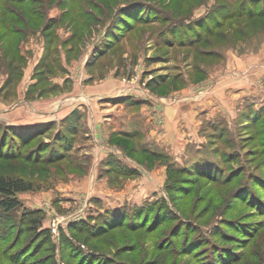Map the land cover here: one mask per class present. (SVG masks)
I'll return each mask as SVG.
<instances>
[{"label": "rangeland", "instance_id": "obj_1", "mask_svg": "<svg viewBox=\"0 0 264 264\" xmlns=\"http://www.w3.org/2000/svg\"><path fill=\"white\" fill-rule=\"evenodd\" d=\"M262 2L0 0V264H264Z\"/></svg>", "mask_w": 264, "mask_h": 264}, {"label": "trees", "instance_id": "obj_2", "mask_svg": "<svg viewBox=\"0 0 264 264\" xmlns=\"http://www.w3.org/2000/svg\"><path fill=\"white\" fill-rule=\"evenodd\" d=\"M132 3V1H130ZM248 4L253 5L254 3L252 1H247ZM259 2H257L258 4ZM129 4V3H128ZM138 4V3H136ZM262 4L264 5V2H262ZM244 5H240V7L238 8V10L236 11H232V12H226V14L224 16H226L225 18L228 17V19H234V17H238V18H242L243 16H247V17H256V16H263L264 17V8H260L259 10H255L254 8H252V6H248V8H244ZM237 12V13H236ZM237 14L234 15L233 14ZM132 19H136L135 16L133 17L130 16ZM225 19L221 18L220 24L223 23V21ZM11 28V27H10ZM9 28V29H10ZM16 29L14 28V30H12V33L15 34ZM75 110H73L72 112H70L68 115H65L60 121H61V125L58 128V132L57 134H55L57 136V139L59 138L58 135L62 136V137H66L67 134H69L70 132H75L77 129V118L78 116H74ZM74 116V117H73ZM52 126H54V122L48 121L45 123V125H38V126H24L25 128L21 129V128H12V126L10 127V129L7 130H11V134H15L19 137V133L21 132V135H26L28 132L30 133L26 138H24V142H22L24 144H26L29 140H31L32 138L36 137V136H40L42 133L50 130L52 128ZM54 135V136H55ZM12 138H14V136L11 135ZM58 144H61L64 142V139H59L56 141ZM110 161V160H109ZM118 164H120L118 162ZM32 188V184L30 182H27L26 180H23L21 177H13V176H6L3 174H0V210L4 211V212H12L16 209H18L20 207V200L17 197V194L20 192H24V191H28ZM63 249H69L71 248L70 244H64L63 243ZM80 258L79 259H84V257L86 256H82V254H79ZM76 256H74L73 254L71 255V258H75Z\"/></svg>", "mask_w": 264, "mask_h": 264}]
</instances>
